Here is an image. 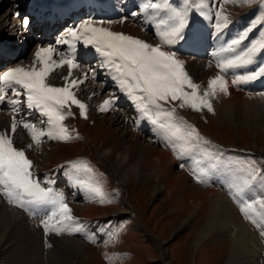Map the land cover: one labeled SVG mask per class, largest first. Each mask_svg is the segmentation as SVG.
I'll list each match as a JSON object with an SVG mask.
<instances>
[{
    "label": "bare ground",
    "instance_id": "1",
    "mask_svg": "<svg viewBox=\"0 0 264 264\" xmlns=\"http://www.w3.org/2000/svg\"><path fill=\"white\" fill-rule=\"evenodd\" d=\"M15 1L17 2L18 0H14V4L13 6H11V9L13 11L12 13L13 17L10 18V16L7 15V18H2L3 20L0 21V44L4 43L5 47L10 52L15 53L17 56H20V51L22 47V46L20 47L21 43L30 41L31 40L30 34H32L33 32L30 30L18 29V25H19L18 20H20L21 16L25 13L26 10L23 9L22 11V8H20L19 3H23V0L19 3H16ZM44 1L45 0H24V3L26 2V4L29 6V9H32L33 7L40 8V6L43 4ZM48 1L53 6L64 10H66L67 7L71 5L76 8L77 5L84 4L86 7V11H85L86 13L89 14L93 12V15L96 14L99 16L102 15V17L104 14L102 8H104L110 17L105 20L93 19L92 21L94 22L102 21L103 27H107L112 31L122 32L137 38H141L137 31L138 30L141 31L142 23L143 24L145 23V26L146 24H150L156 30L155 27L156 22H158L162 18L166 19L168 15V12L166 10H153V9H148L147 11L142 10L143 4L148 2L160 3L161 0H122V1L119 0L120 5H122L121 6L122 12L120 14H122L123 17L117 14L118 9L120 8L117 0H66V1L48 0ZM171 1L174 2V0ZM205 2L208 3V0H205ZM134 6H138L140 10L138 12H134ZM209 7L210 5L204 8L203 11L205 14H202L201 11H197V9L195 8V4L192 3L191 0L184 1L181 4V8L182 9L187 8L188 19H190L191 22L193 23L192 25L195 27L196 33L199 34V43L197 40L195 41L196 44L194 43V39L190 37L188 34L189 27H187L184 31L185 39L178 40L175 45L170 46V49L165 48V50L174 51L173 49L175 46V47H179L183 51L182 55L180 53H176L177 58L183 62L185 71L188 74H190V77L193 80L195 78L197 80L205 79L204 74L205 73L207 74V72H199L198 75L196 69H194L192 66L189 65L190 62L189 59H196L189 56L190 50L195 51L199 55L197 60H203L201 57L206 54L205 47L207 45L212 50L220 49L218 47H215V45L222 48L224 43L226 42L230 43V41L238 38L246 30L252 29L249 32L247 39L243 41L242 44L240 45L239 50H241V48L246 50L247 46L251 44L250 39L257 37L255 36V33L258 29L257 27L258 25L253 27L254 24H252L248 28L243 29V32L233 31L232 30L233 27H231L230 22L228 23L227 30L217 29L215 14L218 11L221 12V10L218 9L214 13L207 12V9ZM70 10L71 9H69L66 13H69ZM191 12H195V13L197 12L193 18L190 17ZM132 13H137V15L133 16ZM108 14H106L107 17ZM76 15L77 13L74 16L75 18ZM250 15L251 14L248 13L247 17L245 16V18H248ZM85 20L88 19L78 21L75 24V26H78L80 23H82ZM71 29H73V27H70L69 29L65 30L63 33H60L58 37L53 41V43H48V41H46L44 45H42L39 44V41H37L36 45L33 46L34 47L33 50H31L29 59L27 58L28 60L25 61V63L16 65L13 68L24 67L27 69L31 67L35 59V53L40 47H45V48L49 46L55 47L57 49V54H54L53 59L57 61L60 59L59 53H64L66 55L69 54L71 51L69 46L66 44H60L59 41L62 38H64ZM259 29L264 31V26L261 25ZM223 38H227L226 42L224 43L221 41L223 40ZM158 43H160V41H158L156 44ZM83 45L84 44L82 42H77L75 48H81V46ZM261 53L262 52L258 53L254 57V61L250 65L241 68L232 69L227 74H223V73L218 74V75H225V79L228 81V94L218 93L215 97H210L214 112H210V113L206 112L208 115H210L212 122H215L216 124L219 125L218 127L231 126L234 129L236 128L237 130L238 128L242 127L245 130H247L250 134H252V136L257 135L259 133L264 134V96L259 95L260 93H264V75L259 76L255 80L241 82L238 84L232 83V80L236 76H242L246 74H251L253 72H259L260 68L264 67V60H261ZM225 54L224 56L230 55L228 53ZM184 59H186L187 61H184ZM208 60H211V58ZM203 61L207 62V60H203ZM76 63L79 66L72 70H75L77 73L74 74L73 72H71V77L67 83H70L71 79H75L78 81L82 80L83 82H85V83H80L77 87H74L71 90L74 92L76 98L86 105L87 116L89 117L92 112L94 113V115L99 113L101 114V116H99L100 120L96 119L94 115L93 117H89L88 122L80 120L76 115V112L77 111L80 112V109L78 108V106L73 104L70 106L72 115L66 117V121L67 120L68 121L65 122L64 124L65 125L68 124L67 128L70 134L76 135L78 133L79 138L71 141V144L69 145L62 144V141L59 140H56L59 141V143L41 145L44 141L51 140L45 136L41 139V143L39 145H36L32 141L29 131L26 128H24L23 125L19 122L22 119L18 118V116L16 115L18 123L15 134L17 139H21V141L13 142V144L18 149L24 150L27 157L32 161L33 174L34 175L38 174V172L34 173L35 168L41 170L40 175L45 173L48 174L50 170L46 172L45 169H48L54 166L55 164L62 162L64 159L70 158L71 155H73L76 151H80V149L85 145L94 146L96 144V146L98 147L97 149L98 159L103 161L104 163L105 162L112 163V171L114 174H116L115 176L119 177L120 180L119 184H124L126 181L128 183L130 178L134 179L135 181L136 180L141 181V179L145 177L152 179L153 180L152 191L154 194L164 190L167 193L168 197L172 196L173 194L178 195L177 203L172 207L175 208L173 211L183 212L184 208L187 205H189L191 208L190 211L191 217H194L195 213L197 211H201V208L204 205H206L204 219L200 227L197 228L194 234L192 233L193 244L199 247L203 243V239L212 231L214 232V230L222 234H228L231 237L230 247L227 253L225 254L226 259L223 264H243L244 262L246 264L247 261L246 259L252 256L257 250L256 248L261 245V239L258 234H255L249 228V226L246 224V221H244L241 218V215L238 211L239 209L237 210L233 199L229 197L231 195V192L225 189V192L223 191L224 195H221L214 192L213 189L211 188L201 190L196 186H194L193 183L189 182V180L185 176V174H187L185 169L183 170L182 173L179 171L174 172L172 169L174 166L173 160L176 163L180 162L181 160H186L188 162V165L193 167V159L188 158L187 160L186 156L184 159H178L177 155L174 152L171 153L170 156L166 152L159 149V148H165L167 146V141L163 133L159 131L155 126H154L155 135L150 136V138L147 139L148 142L144 144L145 142H142L140 138V137L143 138L142 135H144V133L141 134L139 130H137L136 128L135 130H133L132 126L130 125H128L127 127V123H129V116L127 115L126 110H124L121 107L120 108L115 107L113 105L109 108L108 111H104V112L100 111L99 110L100 106L103 104L105 100L110 98H115V100H118V96L121 93H122L120 97L121 99L126 100L129 104L132 103V100L130 98H127L128 97L127 95L125 97L124 93L119 90L117 86V82L113 79L112 75L108 72L106 68L99 65L98 69L94 70L93 68H90L89 65H85L80 62H76ZM100 63H102V61H100ZM194 63L196 64V67L199 65L196 62ZM36 67H39V65L37 64ZM187 67L191 70V72L188 71ZM68 74H69L68 66L67 65L60 66L49 74V76L52 75L51 79H49L48 76V78H46V82L52 86L64 87L66 81L63 78L68 76ZM86 74H87V78H85ZM208 81L209 80L207 79V85H208ZM200 83L201 84L199 85L200 86L199 93L200 95H203L204 91H206L207 88H206V84H204L201 81ZM108 85L114 86V89L111 92L107 91V88L105 89V87ZM100 96H102V98H100ZM92 100L95 101L93 102ZM21 101L22 102L24 101V97L21 98ZM235 106H239L242 111H245V113L242 114L241 117L239 115H235L232 112ZM67 109H65V111H67ZM5 117H7V119ZM82 119H84V117H82ZM12 121H13V113L10 115L7 113V110L1 109L0 132H6L11 136ZM39 123L40 125H36L35 123L33 125L38 129L47 130L48 128L47 123L44 124L43 121ZM105 123H108L110 128L113 126H117V127H115L114 129H107ZM19 124L21 126L18 127ZM125 124H126V128L122 133L124 135L120 136L118 133H121V129H124L123 127L125 126ZM139 125H142V123L140 122ZM20 127L22 128V131L20 130ZM102 129H106V130L102 132ZM115 129H118V131L117 130L115 131ZM128 135L130 136L128 137ZM211 142L213 145L217 146V148L213 149V151L220 152V147L217 145L218 143L216 144L213 140ZM158 143H160L161 146L156 148L155 146H157ZM29 145L32 146L29 147ZM225 148L227 149L229 147H225ZM231 149L236 150L233 148ZM240 151L238 150L239 153L238 152H233V153L239 155ZM229 152L232 151L223 152L221 150V153H223V159H225L227 163L240 162V164L243 165L247 161L255 162L256 171L254 176L249 179L250 183L247 189V193L248 192L249 193L246 196V199L249 197L255 198L256 195L264 192V166L263 167L261 166L260 157H254V156L252 157L250 155L247 158L244 156L234 157L232 155H229L228 154ZM43 154L44 156L42 157L41 155ZM196 155L198 154H196L194 150L193 158ZM207 164L208 163H205V165ZM243 173L248 174L247 172H243ZM68 174L71 175L75 173L70 168L68 170ZM46 176L49 179L44 180V179H38L37 177L35 178H37L41 182L42 187L51 188L53 192L56 193L55 189L57 188L53 186L55 182L52 184L54 180L53 177H55V175H50V176L46 175ZM73 178L78 179L76 178V175L75 176L73 175L72 179ZM73 184L77 188H81L74 181ZM82 193L86 194L84 195L86 197V204L81 209H79L80 208L79 206H74L75 215H73V212L72 215L75 216L80 221L82 227L85 228L86 231L85 238L87 239L89 237L91 230H95L98 227L97 222L93 219L98 217L97 202L94 200L95 198L94 199L92 198L93 196L92 193H89L87 191H83ZM233 196L235 199H237L235 194H233ZM0 198H2L3 202L5 199H8L6 196H2V195H0ZM9 203L10 204L8 206L10 207V209H12V211L10 210L11 213L15 212L17 217L29 220L33 223L34 231L27 224H25L20 219H18L15 215H12L0 208V218L4 221L3 228L0 229V250H6L7 248V253L13 257L15 264H22V261L27 260L28 258L32 260L30 256L33 255L36 251L33 248H37L41 244L42 239L41 240L37 239L38 240L37 243L35 242L37 237L36 234L40 236V234H38L37 232L42 233V231H40L39 229L44 227L42 222H40L39 224V219L46 220L47 215L44 214L45 215L44 217L38 218V215H41L43 209L36 205H42V204H36V205L29 204L26 207L21 208V207H14V203L11 202ZM48 206L49 208L47 210L49 211V209H52V206L51 207L50 205ZM102 215H104V213ZM185 224L186 222L182 223L181 226L183 227V225L185 226ZM138 227L141 228L142 230L144 229L142 223L139 222H138ZM34 232H36V234ZM19 235H22L24 237V240L26 239V242H28V244L26 245L27 248L25 252L22 251L23 244L25 243L24 240L18 243L17 238ZM74 238H71L69 240H62L60 243L58 242L59 245H57V249H55V254H54L55 259L58 262L57 264H74L72 262L73 260H75V264H88L90 259L92 260L95 258V254L91 255L87 252L86 249L87 246L86 245L84 246L82 244L84 243L83 241L79 242L77 239ZM18 244L20 245V249ZM48 244L49 245L45 252L46 259H48L49 257L47 251H49V249L52 246L51 240L48 241ZM29 262L33 264L32 261ZM162 264H165L163 260H162Z\"/></svg>",
    "mask_w": 264,
    "mask_h": 264
},
{
    "label": "snow or ice",
    "instance_id": "2",
    "mask_svg": "<svg viewBox=\"0 0 264 264\" xmlns=\"http://www.w3.org/2000/svg\"><path fill=\"white\" fill-rule=\"evenodd\" d=\"M196 3V0H191ZM235 2V0H232ZM251 2V0H245ZM215 0H199L201 13L204 8ZM166 10V19H160L156 27V36L160 43L150 44L140 38L115 32L103 27V22L85 20L78 26L73 27L59 43L66 44L71 49L69 54L59 53L60 59H53L57 49L53 46L40 47L35 53L33 64L29 68L15 67L4 71L0 75V104L5 102L8 90L11 97L7 103L13 105L12 134L17 128L16 113L19 111L21 97L28 109L36 110L42 117H46L47 130L36 128L32 123L20 120L19 122L29 131L32 141L39 145L43 137L51 140L68 142L78 139L69 133L64 124L66 117L71 116V105L80 109V116L87 118L86 105L78 100L71 90L83 81L71 79L72 69L79 65L75 62V45L82 42L91 45L100 54L101 66L106 68L117 82L119 90L125 93L133 102L140 118L147 120L151 125L161 131L178 159L187 156L193 159V175L201 184L208 183L211 170H218L223 166V153L213 151L217 146L203 137L198 130L183 121V118L175 116L176 107H190L200 111L207 109L214 112L210 97L218 93L228 94V81L225 75H216L208 81L207 90L200 95V86L194 83L184 69L183 62L177 58V54L171 50H165L174 45L178 40L185 39L184 31L189 26L187 8H174L170 0H161L160 3H145L142 10ZM133 16L137 13H132ZM216 27H227L229 20L227 15L216 12ZM211 18V17H209ZM126 19V18H124ZM25 25L28 21H24ZM252 29L246 30L238 38L233 39L226 47H222L217 56L224 53L230 55L222 57L217 62V68L221 73L227 74L232 69L245 67L254 61V57L264 51V40H257L246 50H239L240 45L248 37ZM39 67H36V65ZM67 65L68 76L64 87L52 86L46 82V78L56 68ZM264 75V67L259 72H253L242 76H236L233 84L247 82ZM87 78V74L85 75ZM186 89H191L188 91ZM259 95L264 96V93ZM175 102H179L175 105ZM115 104V98L107 99L100 106V111H108ZM168 105V107H166ZM66 106L68 110L65 111ZM32 145H29L31 147ZM200 158H193V154ZM205 161L209 163L205 165ZM181 164L180 167H184ZM236 166L240 172H247L249 179L254 176L256 166L254 161L229 162V167ZM69 167L77 174L88 176V179L78 178L77 184L85 191L92 193L99 202H106V197L98 182L91 179L93 169L90 164L83 160L70 161ZM33 163L22 149L14 146L12 138L6 132H0V195L6 196L8 201L24 208L29 204L51 205L53 210L47 219L42 221L45 231L78 232L82 230L80 221L72 215V209L65 203L63 194L55 193L51 188L41 186V182L34 177ZM249 179L242 182L234 180L230 182V189L234 190L239 201L240 212L256 227L264 228V192L255 198H245L249 187ZM110 202V201H108ZM54 221V223H53ZM264 236V231L260 232ZM115 234L110 237L114 239Z\"/></svg>",
    "mask_w": 264,
    "mask_h": 264
},
{
    "label": "rangeland",
    "instance_id": "3",
    "mask_svg": "<svg viewBox=\"0 0 264 264\" xmlns=\"http://www.w3.org/2000/svg\"><path fill=\"white\" fill-rule=\"evenodd\" d=\"M21 1L22 0H18L17 2L16 1L15 2L19 3ZM184 1L186 0H174V2L170 0V3L174 8H181V4ZM45 2L47 1L45 0ZM117 2L120 6L117 14L123 17L122 14H120L122 12L121 9L122 5H120L119 0H117ZM13 4H14V0H0V21L3 20L2 18H7V15L10 16V18L13 17L12 14L13 11L11 9V6H13ZM19 4H20V8H22V11L23 9L26 10L25 13L21 16V18L19 17L20 20H18V24H19L18 29L21 30L23 29L24 26L23 23L25 20L31 21V15H30L31 11L29 10V6L26 4V2L24 3V0L23 3H19ZM194 4L197 11H201L199 7V0H196V3ZM209 5L210 7L207 9V12L214 13L218 9H220L223 15H227L228 20L231 23V27H233L232 30L235 32H241V31L243 32V29L248 28L252 24H254L253 27L258 25L257 26L258 29L255 33V36L257 37L250 39L251 44L257 40H264V31L259 29L261 25L264 26V0H251L250 3L245 2V0H235V2H232V0H215V3H210ZM69 9H75V7H73L72 5L68 6L65 12H67ZM139 10L140 8L138 6H134V12H138ZM196 13L191 12L190 17L193 18L196 15ZM248 13L251 15L248 18H245V16L247 17ZM87 18L89 17H87L82 13L78 21ZM188 21H189L188 34L190 37L194 39V43L196 40L199 43V34L196 33L195 27L192 25L193 23L191 22V20L188 19ZM68 24L69 21L65 20L62 25L63 28H61L59 33L61 32L63 33L65 30L64 26L65 25L67 26ZM224 29L227 30V27L223 28V30ZM137 32L141 37L140 39L150 44L154 45L159 41L158 37L156 36V30L150 24H146L145 26V23L144 24L142 23L141 31L138 30ZM30 35H31L30 36L31 40L21 43L20 45V47L22 46L20 51V56H16L14 59L9 60L5 64H2V62L0 61L1 62L0 75H2L4 71L10 70L16 65L23 64L25 63V61L29 59L31 50H33L34 48L33 46L36 45L38 41L34 38L32 34ZM226 39L227 38H223V40L221 41L224 43L226 42ZM44 43L39 42V44L42 45H44ZM227 44L229 43L227 42L224 43L223 47H226ZM251 44L248 45L247 48L250 47ZM87 47H92V46L88 45L83 48H87ZM215 47L221 49V47L217 45H215ZM208 48L209 46L207 45L205 47L206 54L201 57L203 60H207V62L203 60H197L199 55L193 50L189 51V56L196 58V59H189L190 60L189 65L192 66L194 69H196L197 74L199 72H207V74L206 73L204 74L205 79L197 80L195 78L193 80L190 77V74L187 73L194 83L200 85L201 84L200 81H201L204 84H206V88L208 87L207 79L210 80L219 73H221L220 70L217 68L218 60L222 57H226L224 56L225 53L222 54V56L216 55L220 49L212 50ZM173 50L176 53H180L181 55L183 54V51L179 47L174 46ZM241 50L244 49L241 48ZM78 54L79 53H77L75 57H77ZM210 58L211 60H208ZM261 60H264V51H262L261 53ZM184 61L187 60L184 59ZM194 62L198 63L199 65L196 67V64ZM187 69L188 71L191 72V70L188 67ZM72 72L74 74L77 73L75 70H72ZM51 76L52 75L49 76V79H51ZM106 88L107 91L111 92L114 89V86L108 85L105 87V89ZM186 90L191 91V89H186ZM8 94L10 95L11 93ZM124 95L126 97L125 93ZM100 98H102V96H100ZM92 101L94 102L95 100ZM178 103L179 102H176L175 105H178ZM124 104H126V101H124ZM127 106L130 108L135 107L132 103L130 104L128 103ZM166 107H168V105H166ZM206 112L210 113L207 109L196 111L191 109L190 107L180 108L177 106L175 116L177 118H183V121H185L187 124L194 126L198 130V132L206 139L209 138L208 140L210 141L213 140L216 144L218 143L217 145L220 147V152L221 150L223 152L232 151L229 152L228 154L234 157L244 156L247 158L249 155L252 157L253 156L260 157L261 166L262 167L264 166V134L263 133H259L257 135L252 136V134H250L247 130H245L242 127L238 128V130L236 128L235 129L232 128L231 126L218 127L219 125L216 124L215 122H212L210 115H208ZM232 112L235 115H239L240 117L242 114L245 113V111H242L239 106H235ZM76 115L80 120L88 122L89 117H93L94 113L92 112L89 117L87 116L86 119L85 118L82 119V116H80V112L78 111L76 112ZM99 116H101V114L99 113L94 115L96 119L100 120ZM5 118L7 119V117ZM41 121H43V123L45 124L46 117H42L41 115H39L37 120L31 123L40 125L39 122ZM67 121L65 119L64 123ZM139 122H141V120H139ZM129 123H127V127L128 125L132 126ZM67 125L68 124H66V126ZM142 125L151 126L152 130L155 132L154 126L151 125L149 122L147 123V125L145 124ZM19 126L21 125L19 124L18 127ZM105 126L107 129H114L115 127H117V126H113L110 128L108 123H105ZM123 128L124 129H121V133H118L120 136L124 135L122 133L126 128V124ZM20 130L22 131L21 127ZM104 130L106 129H102V132ZM116 130L118 131V129H115V131ZM139 132L143 134V132L141 131ZM72 135L75 136V134ZM129 136L130 135H128V137ZM11 138L13 142L21 141V139H17L16 134H12ZM140 138L142 142H145L144 144H146L148 142L147 139H149L150 136L143 138L140 137ZM73 140L74 139H72L71 141ZM71 141L68 142L62 141V144L69 145L71 144ZM54 143H59V141L56 140L44 141L41 145L54 144ZM160 146L161 144L158 143L157 146L155 147L158 148ZM225 147H229V148L226 149ZM231 148L236 150H232ZM97 149L98 147L96 146V144L94 146L85 145L80 149V151H76L73 155H71L70 158L64 159L62 162H59L54 166L45 169L46 172L50 170L48 174L45 173L40 175L41 170H39L38 168H35V172H34V173L38 172V174L35 175L33 174L34 177L44 180L49 179L46 175L48 176L55 175V177H53L54 180L52 182V184L55 182V184H53V186L57 188L55 189V191L56 193L63 194V196L65 197V203L69 205V207L72 209L73 215H75L74 206H79L80 207L79 209L83 208V206H85L86 204V197L84 196L86 194L82 193L83 191H85L83 188H77L76 186H74L73 181L77 183V179L74 178L72 179V176L76 175V178H84V179H88L89 177L84 176L83 174H77L75 173V171H73L75 174H71L72 176L69 175L68 174V170L70 169L69 162L76 160H83L88 162L93 169L92 173L90 174L91 179L95 182H98L99 186L102 188V191L106 197V202L101 203L99 202V198L94 199V197L92 196V198L97 202L98 217L93 218L98 224L97 229L91 230L89 237L86 239L85 238L86 231L84 227H82V230L78 232H62L60 234H57L54 231L46 232L45 228L43 227L39 229L40 231H42V233L37 232L38 230L36 231L38 234H40V236H38L36 232H34L37 236V237L35 236L36 237L35 242L37 243L38 240L41 239L42 240H41V244L37 248H33L36 251L33 255L30 256L32 260L28 258L27 260L22 261V264H31L29 261H32L33 264H43V263L57 264L58 262L54 256L55 249H57V245H59V243L62 240H69L74 237H75L74 239H77L79 242L82 241L84 242L82 244L84 246L85 245L87 246L86 249L89 254L91 255L95 254V258L92 260L90 259L88 264H162V260L165 264H223L224 263L226 259L225 254L227 253L230 247V238H231L230 235L222 234L214 230V232L212 231L203 239V243L199 247L197 245L195 246L192 242L194 232L197 230L198 227H200L204 219L206 205H204L201 208V211H197L194 217H191L190 216L191 208L189 205H187L184 208L183 212L180 211L181 213L173 211L175 208L172 207L177 203L178 195L173 194L172 196L168 197L167 193L164 190L154 194L152 191V187H153L152 179L145 177L141 179V181L140 180L135 181L134 179L130 178L128 183L126 181L125 182L126 184L125 183L119 184L120 181L119 177L115 176L116 174H114L112 171V163L111 162L104 163L103 161L99 160L97 157L98 154ZM159 149L166 152L170 156L171 153H173L172 148L169 146ZM238 150L239 151L241 150L239 155L233 153V152H238ZM41 156L43 157L44 154ZM86 156L89 157V159H87ZM186 158L188 160L187 156ZM194 158H200V157L199 155H196ZM173 162H174V166L172 168L173 171L174 172L179 171L182 173L183 170L185 169L187 172V174H185L186 178L189 180V182L193 183V185L196 186L197 188L201 190L211 188L213 189L214 192L221 195H224L223 191L225 192V189L231 192V195L229 197L233 199L237 210L239 209L238 211L241 215V218L244 221H246V224L249 226V228L255 234H258L261 239V245L256 248L257 250L252 256L246 259L248 261V262L246 261V264H264V236L260 235V232L264 231V228L256 227V225H254L250 220L244 217V215L240 212L239 201L235 199L233 196L235 192L229 187L230 182L234 180H239L242 182L244 179H249L248 174L240 172L237 167L234 166L229 167V163H227L225 159H223V166H221L218 170L210 169V175L208 176V183L201 184L192 174L193 167L189 166L186 160H181L178 163H176L173 160ZM205 163H209V162L205 161ZM181 164H184L185 166L180 167ZM248 193L246 194V196L248 195ZM9 204L10 203L8 202V199H5L3 202L2 198H0V208L16 216L15 212L12 213L10 212V210L12 211V209H10V207L8 206ZM36 206L41 208L43 206H46L47 209L49 208L48 205H44V204L36 205ZM14 207H19V206L14 204ZM52 210L53 208L49 209V211L48 210L44 211L43 209V212L41 213V215H38V218L44 217L45 216L44 214H46L48 217V215L51 214ZM101 213L102 214L104 213V215H102ZM17 218L20 219L25 224H27L34 231L33 223L31 221L19 217ZM108 219L111 220H109V222H106V220ZM42 221L44 220L39 219V224ZM3 222L4 221L0 218V225H2L0 226V229L3 228ZM138 222L142 223L143 228L145 230L144 229L142 230L141 228L138 227ZM185 222H186L185 226L183 225L182 227L181 226L182 223ZM114 234H115V238L110 239V237H112ZM17 240L19 243L20 241L24 240V237L22 235H19ZM49 240H51L52 246L50 245L51 248L49 249V251H47L49 257L48 259H46L45 252L49 245L48 244ZM24 242L25 243L23 244L22 247L23 252H25L27 248L26 245L28 244V242H26V239L24 240ZM18 246L20 249L19 244ZM72 262L75 264V260H73ZM0 264H15L13 257L7 253V248L6 250H0ZM243 264H245V262Z\"/></svg>",
    "mask_w": 264,
    "mask_h": 264
},
{
    "label": "crops",
    "instance_id": "4",
    "mask_svg": "<svg viewBox=\"0 0 264 264\" xmlns=\"http://www.w3.org/2000/svg\"><path fill=\"white\" fill-rule=\"evenodd\" d=\"M144 120V119H143ZM146 121V120H145ZM89 158V157H88Z\"/></svg>",
    "mask_w": 264,
    "mask_h": 264
}]
</instances>
